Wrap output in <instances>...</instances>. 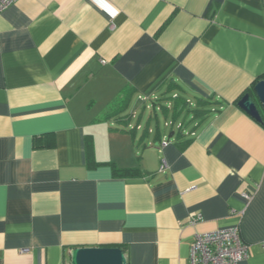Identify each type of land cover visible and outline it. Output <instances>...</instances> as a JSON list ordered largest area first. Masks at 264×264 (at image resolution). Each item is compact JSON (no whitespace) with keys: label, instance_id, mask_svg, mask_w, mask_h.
Returning <instances> with one entry per match:
<instances>
[{"label":"crops","instance_id":"0c3cea01","mask_svg":"<svg viewBox=\"0 0 264 264\" xmlns=\"http://www.w3.org/2000/svg\"><path fill=\"white\" fill-rule=\"evenodd\" d=\"M263 77L264 0H18L0 13V264H190L197 235L231 228L240 264H264V125L238 106ZM185 106L205 111L187 129Z\"/></svg>","mask_w":264,"mask_h":264},{"label":"built area","instance_id":"2783aa9c","mask_svg":"<svg viewBox=\"0 0 264 264\" xmlns=\"http://www.w3.org/2000/svg\"><path fill=\"white\" fill-rule=\"evenodd\" d=\"M17 1L0 0V13ZM167 144L164 142L163 147ZM244 197L251 199L252 196L244 194ZM250 247L242 241L238 228L200 234L191 245L190 264H240L250 257Z\"/></svg>","mask_w":264,"mask_h":264},{"label":"water","instance_id":"95a60500","mask_svg":"<svg viewBox=\"0 0 264 264\" xmlns=\"http://www.w3.org/2000/svg\"><path fill=\"white\" fill-rule=\"evenodd\" d=\"M238 106L259 123L264 122V79L255 85L254 94H246ZM71 264H127V260L120 248L83 247L73 249Z\"/></svg>","mask_w":264,"mask_h":264},{"label":"trees","instance_id":"16d2710c","mask_svg":"<svg viewBox=\"0 0 264 264\" xmlns=\"http://www.w3.org/2000/svg\"><path fill=\"white\" fill-rule=\"evenodd\" d=\"M262 79H264V77L262 78ZM186 107V106H185ZM186 109H187V112H186V114L184 115V117H183V119H182V126H184L185 127V123L187 122V117L189 116V114H192L193 115V118H192V120L190 121V122H192V121H194V119L195 118H198V116H202V115H205V111L204 110H202L201 108H200V106L198 107V108H196L195 110H191V109H189L188 107H186ZM179 114V115H178ZM264 115V114H263ZM177 116H178V118H179V116H180V113H177ZM263 125H264V122L262 123ZM181 131H182V129H180ZM135 170H120L119 172H126V173H133Z\"/></svg>","mask_w":264,"mask_h":264},{"label":"rangeland","instance_id":"374dc122","mask_svg":"<svg viewBox=\"0 0 264 264\" xmlns=\"http://www.w3.org/2000/svg\"><path fill=\"white\" fill-rule=\"evenodd\" d=\"M151 109H152V112L155 113V112L153 111V107H152ZM189 109H190V108H189ZM189 115H192V114H189ZM188 117H189V116H188ZM190 121H191V118H190V120L187 119V122L185 123V129H187V128H189V127L191 126L192 122H190ZM162 123H164V120H163Z\"/></svg>","mask_w":264,"mask_h":264}]
</instances>
